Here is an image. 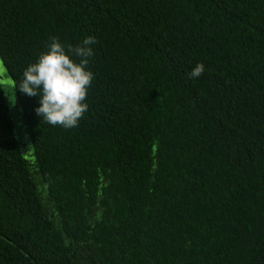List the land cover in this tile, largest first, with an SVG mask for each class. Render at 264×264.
<instances>
[{
    "label": "trees",
    "instance_id": "1",
    "mask_svg": "<svg viewBox=\"0 0 264 264\" xmlns=\"http://www.w3.org/2000/svg\"><path fill=\"white\" fill-rule=\"evenodd\" d=\"M54 36L96 38L89 108L16 85L32 173L0 90V264H264V0H0L17 83Z\"/></svg>",
    "mask_w": 264,
    "mask_h": 264
},
{
    "label": "clouds",
    "instance_id": "2",
    "mask_svg": "<svg viewBox=\"0 0 264 264\" xmlns=\"http://www.w3.org/2000/svg\"><path fill=\"white\" fill-rule=\"evenodd\" d=\"M94 43L96 38L87 36L80 44L66 46L54 36L47 43V50L24 69L19 83L7 76V67L0 63V83L13 87L18 84L25 94L38 96L36 113L47 124L65 129L76 127L89 108L86 99L94 73L88 65L94 56ZM204 70L203 63L196 64L190 78L201 76Z\"/></svg>",
    "mask_w": 264,
    "mask_h": 264
},
{
    "label": "rangeland",
    "instance_id": "3",
    "mask_svg": "<svg viewBox=\"0 0 264 264\" xmlns=\"http://www.w3.org/2000/svg\"><path fill=\"white\" fill-rule=\"evenodd\" d=\"M0 63H2L1 59H0ZM6 74L7 76L11 77L8 72ZM0 90L2 92V95L5 97V101L10 110V114L14 122L16 135L19 138V140H20V137L21 139H23L22 141L20 140V142L22 143L23 149H26L24 150V154L30 164L32 173H34V170L36 169L33 167V164L35 162L34 148L31 142L30 135L27 133L26 126L24 125L25 123L24 117H23L22 110L18 102L16 86L13 87L11 85L0 83ZM22 130L23 132H25V134L21 136L20 133H23ZM36 181L39 182L40 180L36 179Z\"/></svg>",
    "mask_w": 264,
    "mask_h": 264
},
{
    "label": "water",
    "instance_id": "4",
    "mask_svg": "<svg viewBox=\"0 0 264 264\" xmlns=\"http://www.w3.org/2000/svg\"><path fill=\"white\" fill-rule=\"evenodd\" d=\"M3 64V63H2Z\"/></svg>",
    "mask_w": 264,
    "mask_h": 264
}]
</instances>
